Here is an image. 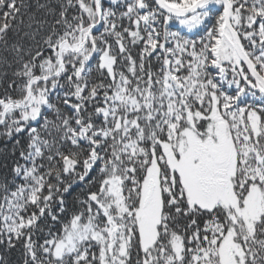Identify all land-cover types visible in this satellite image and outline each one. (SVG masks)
Segmentation results:
<instances>
[{
  "label": "snow or ice",
  "instance_id": "obj_1",
  "mask_svg": "<svg viewBox=\"0 0 264 264\" xmlns=\"http://www.w3.org/2000/svg\"><path fill=\"white\" fill-rule=\"evenodd\" d=\"M0 264H264V0H0Z\"/></svg>",
  "mask_w": 264,
  "mask_h": 264
}]
</instances>
